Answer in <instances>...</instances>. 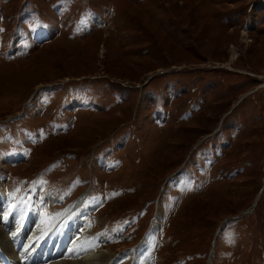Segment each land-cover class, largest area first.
<instances>
[{
	"label": "rangeland",
	"instance_id": "1",
	"mask_svg": "<svg viewBox=\"0 0 264 264\" xmlns=\"http://www.w3.org/2000/svg\"><path fill=\"white\" fill-rule=\"evenodd\" d=\"M0 190L108 264H264V0H0Z\"/></svg>",
	"mask_w": 264,
	"mask_h": 264
},
{
	"label": "bare ground",
	"instance_id": "2",
	"mask_svg": "<svg viewBox=\"0 0 264 264\" xmlns=\"http://www.w3.org/2000/svg\"><path fill=\"white\" fill-rule=\"evenodd\" d=\"M43 35V31L38 34L40 38ZM35 194L30 191V195L27 194L29 199H26L25 194L21 197L0 190V247L7 251L2 255L9 258L6 262L35 264L49 260V264H106L112 261L105 254L93 253L98 247L95 242L98 243L100 239L84 235L75 239L78 236L75 231L83 227L84 216L90 213L88 208H81V204H77L78 199L53 211L54 208L48 209L47 205L57 198L49 195L51 199L43 202ZM77 205H80L79 213L74 212ZM33 239L35 242L30 244ZM11 245H15L14 251ZM36 247L39 252L32 257L31 253ZM75 256L84 261H75Z\"/></svg>",
	"mask_w": 264,
	"mask_h": 264
}]
</instances>
